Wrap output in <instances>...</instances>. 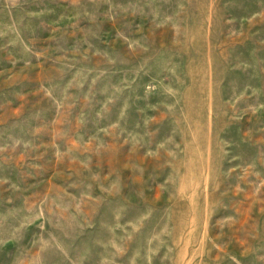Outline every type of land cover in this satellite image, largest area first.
Masks as SVG:
<instances>
[{"label": "rangeland", "instance_id": "rangeland-1", "mask_svg": "<svg viewBox=\"0 0 264 264\" xmlns=\"http://www.w3.org/2000/svg\"><path fill=\"white\" fill-rule=\"evenodd\" d=\"M0 264H264V0H0Z\"/></svg>", "mask_w": 264, "mask_h": 264}]
</instances>
